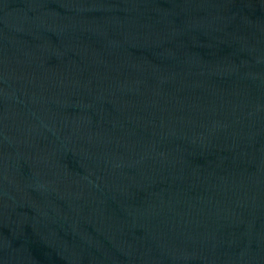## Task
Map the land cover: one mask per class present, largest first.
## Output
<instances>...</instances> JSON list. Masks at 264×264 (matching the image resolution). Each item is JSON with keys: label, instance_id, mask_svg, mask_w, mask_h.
Listing matches in <instances>:
<instances>
[{"label": "water", "instance_id": "1", "mask_svg": "<svg viewBox=\"0 0 264 264\" xmlns=\"http://www.w3.org/2000/svg\"><path fill=\"white\" fill-rule=\"evenodd\" d=\"M0 264H264V0H0Z\"/></svg>", "mask_w": 264, "mask_h": 264}]
</instances>
